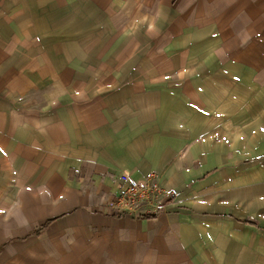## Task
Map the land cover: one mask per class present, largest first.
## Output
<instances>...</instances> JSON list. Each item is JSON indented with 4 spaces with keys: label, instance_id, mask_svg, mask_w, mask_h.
Wrapping results in <instances>:
<instances>
[{
    "label": "crops",
    "instance_id": "1",
    "mask_svg": "<svg viewBox=\"0 0 264 264\" xmlns=\"http://www.w3.org/2000/svg\"><path fill=\"white\" fill-rule=\"evenodd\" d=\"M0 163V264L264 260V0H0Z\"/></svg>",
    "mask_w": 264,
    "mask_h": 264
},
{
    "label": "built area",
    "instance_id": "2",
    "mask_svg": "<svg viewBox=\"0 0 264 264\" xmlns=\"http://www.w3.org/2000/svg\"><path fill=\"white\" fill-rule=\"evenodd\" d=\"M120 189L109 208L128 215L157 216L166 212L174 199V192L164 186L155 172L143 180L129 179Z\"/></svg>",
    "mask_w": 264,
    "mask_h": 264
},
{
    "label": "rangeland",
    "instance_id": "3",
    "mask_svg": "<svg viewBox=\"0 0 264 264\" xmlns=\"http://www.w3.org/2000/svg\"><path fill=\"white\" fill-rule=\"evenodd\" d=\"M61 30H63V29L60 26V31ZM65 35H66V33H60L59 34L60 42H66V41H64V40H66V36ZM62 36H64V37H62ZM110 42H114V40H111ZM76 43H78V42H76ZM92 45H93V43L91 44V46ZM58 48H60L58 50V52H57V53H59L58 57L55 56L56 54L54 52L51 53V52L46 51V50H44V54H46L49 58L55 60V64L54 65L57 66L58 63L59 64L64 63V66L66 68L67 63L70 62L71 59H70V57L68 55L67 50H65L66 49L65 46L62 47L61 45H59ZM87 55H88L87 57H89V58H92L93 55H94L95 58H97L98 52H97V50H93V51L89 52ZM66 57H67V59H66ZM87 57H85V58L87 59ZM45 58L46 57H44V59ZM58 59H59V62H58ZM78 60H80V61L83 60V52L80 50L79 46L76 45L75 61H78ZM0 165L4 167L3 163H0ZM1 178H3V176H2V172L0 171V179ZM0 252H3V250L0 249ZM0 254H2V253H0ZM233 261L235 262V264H264V260H260L257 257L254 258V256L252 258H250V259L233 260Z\"/></svg>",
    "mask_w": 264,
    "mask_h": 264
},
{
    "label": "trees",
    "instance_id": "4",
    "mask_svg": "<svg viewBox=\"0 0 264 264\" xmlns=\"http://www.w3.org/2000/svg\"><path fill=\"white\" fill-rule=\"evenodd\" d=\"M150 218L156 217V216H149Z\"/></svg>",
    "mask_w": 264,
    "mask_h": 264
}]
</instances>
